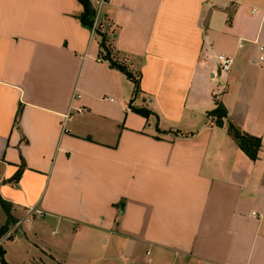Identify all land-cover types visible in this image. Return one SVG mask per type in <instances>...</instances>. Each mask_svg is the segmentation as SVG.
Here are the masks:
<instances>
[{
	"label": "crops",
	"instance_id": "crops-1",
	"mask_svg": "<svg viewBox=\"0 0 264 264\" xmlns=\"http://www.w3.org/2000/svg\"><path fill=\"white\" fill-rule=\"evenodd\" d=\"M83 10L0 0V197L11 228L22 221L19 238L59 228L57 248L75 261L65 264H110L112 250L131 264H264V0L106 2L104 30L141 73L135 98ZM220 53L234 58L229 71ZM216 99L228 109L221 126L208 115ZM72 103L84 111L65 130ZM229 122L262 138L257 159ZM32 206L45 214L27 215ZM102 235L99 254L91 242Z\"/></svg>",
	"mask_w": 264,
	"mask_h": 264
},
{
	"label": "trees",
	"instance_id": "trees-1",
	"mask_svg": "<svg viewBox=\"0 0 264 264\" xmlns=\"http://www.w3.org/2000/svg\"><path fill=\"white\" fill-rule=\"evenodd\" d=\"M84 7V10L81 14L82 23L89 27L93 28L94 22L97 16V4L96 0H79ZM109 2L110 0H106ZM109 20V17L105 16L104 13L101 16V20L96 29V33L100 36V46L104 57L110 62V64L123 71L134 83V98L141 92V73L136 74L128 64V57L112 44L108 36V32L104 30L105 22ZM113 32V31H112ZM130 107L144 115L149 117L153 111L147 107L136 106L133 104V100L130 102ZM21 109H19L16 117V121H19ZM208 115L212 117L217 125H223L228 118V109L224 103L216 99V106L208 112ZM229 133L238 143L239 147L252 159H257L259 157L260 149L262 146V138L253 134H250L244 131L241 127L233 122H229L228 125ZM24 165H21L15 175L11 178L12 181L18 182L20 176L23 172ZM2 206L4 207L7 213V221L5 224L0 226V240L2 237L11 229V226L15 223L14 218L12 217L11 208L12 205L10 202L6 201L0 197ZM1 248V246H0ZM7 264V263H5Z\"/></svg>",
	"mask_w": 264,
	"mask_h": 264
},
{
	"label": "rangeland",
	"instance_id": "rangeland-1",
	"mask_svg": "<svg viewBox=\"0 0 264 264\" xmlns=\"http://www.w3.org/2000/svg\"><path fill=\"white\" fill-rule=\"evenodd\" d=\"M2 213L4 212L0 206V225L3 224L5 218V215ZM27 224L28 222H26V225ZM36 227L40 230L41 225L36 223ZM53 228L46 230V237L44 236V238L32 236L19 238L16 234L12 235L13 238L5 240L0 248V264H65L67 261L71 263L75 262L72 257H67L66 251H62L63 248L60 246L63 243L59 244L60 246L57 248L58 244L56 241L61 237L62 231L59 228ZM52 230L54 231L52 232ZM104 237L105 235L96 236L95 240L91 242V247L99 254L106 252ZM34 242L44 247L47 252H52L55 258H52L45 252H41L40 249L34 245ZM78 242H81L82 245L86 243L83 240ZM66 244H68V241ZM110 253L115 257L114 262L110 264H131L129 259L124 258L118 250H112ZM92 259L93 258H87L82 264L100 263L98 259H96V263H94L95 261Z\"/></svg>",
	"mask_w": 264,
	"mask_h": 264
},
{
	"label": "built area",
	"instance_id": "built-area-1",
	"mask_svg": "<svg viewBox=\"0 0 264 264\" xmlns=\"http://www.w3.org/2000/svg\"><path fill=\"white\" fill-rule=\"evenodd\" d=\"M106 0H96V4H97V16H96V20L94 22V26L92 28V32L95 33L96 29L99 25V22L101 20V16L103 15V8L104 5L106 4ZM262 51H264V46L261 47ZM217 61L220 64V68L222 71H229L232 68V65L234 63V58L230 55L224 54V53H220L216 56ZM264 56H261V59H263ZM81 94L76 91L74 98H78L80 97ZM84 111L83 107H79L74 105V103H72V105L70 106V109L68 110L67 113H65L63 115V119H62V123L64 126V129L67 130V121L69 119H71L76 113H82ZM45 214V211L37 206H32L28 209L27 211V215H37V216H43ZM22 221L17 222L14 227H12L1 239V241L6 240L8 238H10L12 235L16 234L17 228L21 225ZM0 241V244H1Z\"/></svg>",
	"mask_w": 264,
	"mask_h": 264
}]
</instances>
